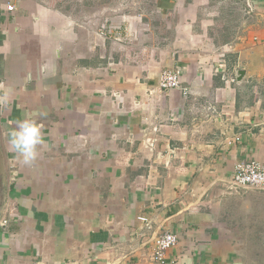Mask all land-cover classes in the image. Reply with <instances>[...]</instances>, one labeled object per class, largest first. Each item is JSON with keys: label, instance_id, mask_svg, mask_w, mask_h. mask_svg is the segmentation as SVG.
Segmentation results:
<instances>
[{"label": "crops", "instance_id": "1", "mask_svg": "<svg viewBox=\"0 0 264 264\" xmlns=\"http://www.w3.org/2000/svg\"><path fill=\"white\" fill-rule=\"evenodd\" d=\"M0 135V264H157L164 232L166 264H243L223 214L264 161V0H0Z\"/></svg>", "mask_w": 264, "mask_h": 264}, {"label": "rangeland", "instance_id": "2", "mask_svg": "<svg viewBox=\"0 0 264 264\" xmlns=\"http://www.w3.org/2000/svg\"><path fill=\"white\" fill-rule=\"evenodd\" d=\"M1 138V135H0ZM223 214L243 264H264V190L238 187Z\"/></svg>", "mask_w": 264, "mask_h": 264}, {"label": "built area", "instance_id": "3", "mask_svg": "<svg viewBox=\"0 0 264 264\" xmlns=\"http://www.w3.org/2000/svg\"><path fill=\"white\" fill-rule=\"evenodd\" d=\"M9 11L13 10L10 5L7 7ZM157 87L161 91L180 89L183 95H188L189 90L182 88L180 84V73L178 70H163L158 76ZM238 139H236L237 141ZM229 184L233 188L252 187L264 190V161L258 160H242L235 164L234 171ZM139 220L144 222L145 229L149 227L146 218L140 217ZM6 220L0 225H5ZM178 238L174 233L164 232L158 235L154 240L152 259L154 263L166 264L165 253L175 247Z\"/></svg>", "mask_w": 264, "mask_h": 264}, {"label": "clouds", "instance_id": "4", "mask_svg": "<svg viewBox=\"0 0 264 264\" xmlns=\"http://www.w3.org/2000/svg\"><path fill=\"white\" fill-rule=\"evenodd\" d=\"M43 144L42 124L28 115L17 121L15 128L9 133V146L24 165H31L38 158Z\"/></svg>", "mask_w": 264, "mask_h": 264}]
</instances>
